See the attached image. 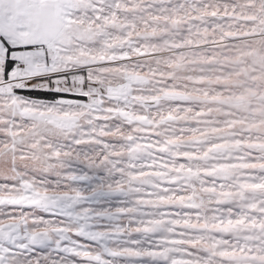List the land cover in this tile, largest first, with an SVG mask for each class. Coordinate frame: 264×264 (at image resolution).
I'll list each match as a JSON object with an SVG mask.
<instances>
[{"label":"snow or ice","instance_id":"snow-or-ice-1","mask_svg":"<svg viewBox=\"0 0 264 264\" xmlns=\"http://www.w3.org/2000/svg\"><path fill=\"white\" fill-rule=\"evenodd\" d=\"M0 264H264V0H0Z\"/></svg>","mask_w":264,"mask_h":264}]
</instances>
